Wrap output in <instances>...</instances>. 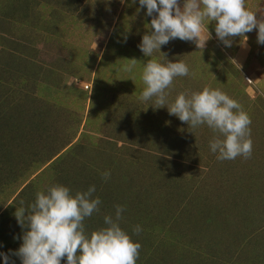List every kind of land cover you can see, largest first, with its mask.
Segmentation results:
<instances>
[{
	"label": "rangeland",
	"instance_id": "1",
	"mask_svg": "<svg viewBox=\"0 0 264 264\" xmlns=\"http://www.w3.org/2000/svg\"><path fill=\"white\" fill-rule=\"evenodd\" d=\"M245 6L264 19V0ZM139 7V0H0V253L14 264L21 260L11 252L26 230L16 208L53 184L73 196L95 186L102 203L84 221L86 235L107 227L104 216L123 206L120 227L141 245L136 264H264V44L257 29L244 34L246 46L235 37L225 47L213 21L202 51L178 38L160 49L189 68L166 89L169 103L208 87L249 115L251 157L222 161L209 147L224 138L218 132L190 128L155 108V98L141 100L144 64L164 61L138 48L151 30ZM133 58V70L124 71Z\"/></svg>",
	"mask_w": 264,
	"mask_h": 264
},
{
	"label": "clouds",
	"instance_id": "2",
	"mask_svg": "<svg viewBox=\"0 0 264 264\" xmlns=\"http://www.w3.org/2000/svg\"><path fill=\"white\" fill-rule=\"evenodd\" d=\"M139 5L137 12L145 9V14L151 17V30L142 36L138 48L145 57L158 52L164 61L149 60L144 64L142 81L146 87L141 100L155 98V108L166 107L169 115L178 117L190 128L207 125L218 132L224 138L217 136L209 143L210 150L219 153L218 160L250 158L252 121L236 100L219 89L205 87L190 94L182 92L169 103L166 89L175 77L187 76L189 68L183 61H168L160 49L178 38L195 43L202 51L212 38L207 25L213 21L215 36L225 47H231L235 37L243 38L241 45L246 46L244 34L254 29L257 43L264 44V19L248 10L245 0H183L182 4L179 0H139ZM127 60L129 64L124 71L131 72L138 61ZM102 175L107 181L111 174ZM95 191L92 185L73 196L70 188L53 184L46 192L37 193L35 202L28 207L21 201L14 216L21 229L26 230L18 237L22 240L20 247L11 255L19 257L21 264H61L65 257V264H136L141 245L134 243L120 227L123 206H115L114 216H104L107 227L86 235L84 221L99 213L102 203L98 196L94 197ZM141 230L137 225L134 232L138 234ZM0 257L5 264H14L5 253H0Z\"/></svg>",
	"mask_w": 264,
	"mask_h": 264
}]
</instances>
